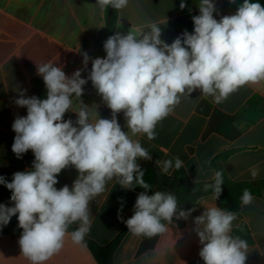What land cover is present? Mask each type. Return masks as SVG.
I'll list each match as a JSON object with an SVG mask.
<instances>
[{"label":"clouds","instance_id":"9594fccd","mask_svg":"<svg viewBox=\"0 0 264 264\" xmlns=\"http://www.w3.org/2000/svg\"><path fill=\"white\" fill-rule=\"evenodd\" d=\"M128 2L96 0V5L117 11ZM185 7L181 0L180 8ZM198 8L199 15L192 17L193 33L185 30L171 44L161 39L159 25L150 23L147 30L130 29L127 34L109 36L103 45L105 58L92 59L82 53L84 68L70 77L52 63L37 66L46 98H25L21 92L15 104L26 107L27 116L17 117L12 124L16 133L12 151L20 158L32 150L33 169L14 173L11 182L0 176V184L11 190L14 202L13 207L0 204V227L17 216L18 227L23 229L18 243L30 264H45L59 254L67 236L74 244L86 246L84 238L92 223L90 202L105 191L108 181L116 179L124 189H151L137 161H151L152 156L133 137L145 134L149 140L155 139L157 124L182 98L199 90L220 104L241 86L264 80V5L243 0L235 14L219 20L213 15V0H200ZM116 26H121L120 20ZM90 59L92 67L85 79L81 73ZM89 80L111 110V119L93 120L81 101L80 109L74 111L76 121L64 120L72 109L73 95L79 99ZM121 112L127 131L117 119ZM155 163L164 174L184 165L179 157L174 158V164L172 159ZM69 166L75 167L77 178L71 187L57 189L58 175ZM250 171L255 180L258 167ZM212 181L205 183L203 190L211 189L212 198L218 200L223 172L215 171ZM253 199L250 190L244 189L242 204L247 206ZM194 210H179L172 193L148 195L145 191L137 196L134 214L123 222L133 235L152 238L166 233L174 217L187 220ZM121 211L118 219L123 220ZM234 220L236 213L215 206L195 217L204 264H245L248 244L231 234ZM73 224L79 226L69 233Z\"/></svg>","mask_w":264,"mask_h":264},{"label":"crops","instance_id":"0c3cea01","mask_svg":"<svg viewBox=\"0 0 264 264\" xmlns=\"http://www.w3.org/2000/svg\"><path fill=\"white\" fill-rule=\"evenodd\" d=\"M129 0L128 6L117 10L113 34H127L131 29L147 30L146 25L156 23L161 29V39L171 44L186 30L194 31L192 17L199 15L200 0ZM220 17L233 15L238 10L235 0H213ZM109 8L101 10L96 0H0V176L11 182L13 174L33 169L35 160L32 150L17 158L12 151L16 133L12 124L17 117H26L27 108L15 104L21 92L25 98L34 96L30 81L37 76V66L52 63L61 67L67 76L83 69V55L90 58L101 56L106 41ZM120 20V27L117 22ZM106 57V56H105ZM92 65L91 59L87 68ZM85 71V70H84ZM81 74H83V72ZM78 99L72 97V109L65 113L64 120L77 119L78 111L88 106L91 118L111 119V110L93 87L83 88ZM26 90V91H25ZM216 113L234 119L238 135L226 138L216 131L208 132V126ZM122 130L127 131L123 112L117 114ZM75 126V125H74ZM156 138L149 140L145 134L139 140L157 160L179 157L184 165L187 181L191 184L211 183L215 171L214 159L222 153L231 152L223 163L233 182L257 184L264 181V80L241 86L220 104L212 97L203 96L199 90L184 97L165 119L156 126ZM146 160H138L139 164ZM253 166L258 167V176L251 177ZM159 168V167H158ZM160 170V168H159ZM177 170L168 174L160 170L156 191L172 193L171 188ZM78 172L69 166L58 175L57 189L72 186ZM197 181L196 183L194 181ZM140 193L135 189L122 188L116 179L108 181L103 193L90 202L91 228L86 235L101 246L112 242L126 227V221L134 213V205ZM12 195L4 184H0V204L13 207ZM249 205H241L233 222L232 233L245 223L252 237L248 245L245 264H264V189L261 196H253ZM179 204V210H190L187 220L173 218L166 233L159 235L154 248L140 251L142 237L126 232L113 255L114 264H204L199 256L202 245L195 229V217L206 208L217 207L212 194L198 199L194 204ZM122 208L118 219V210ZM72 226L78 227V224ZM23 229L18 227L17 216L0 227V264H30L22 254L19 238ZM70 233V232H69ZM231 233V234H232ZM246 239V238H244ZM45 264H98L87 246L76 245L71 237L59 254Z\"/></svg>","mask_w":264,"mask_h":264},{"label":"trees","instance_id":"16d2710c","mask_svg":"<svg viewBox=\"0 0 264 264\" xmlns=\"http://www.w3.org/2000/svg\"><path fill=\"white\" fill-rule=\"evenodd\" d=\"M238 6L243 3V0H236ZM252 2H259L264 5V0H252ZM115 13L116 10L109 7V16L107 21V30H106V40L109 36L113 34V27L115 21ZM214 18L219 20L221 17L218 13L214 12ZM105 58V57H99ZM31 90L37 98L45 99L46 98V87L43 81V78L40 75L33 77L30 81ZM86 89H92V82L89 80L86 86H83ZM74 96V95H73ZM216 131L217 133L225 136L226 138H235L238 135V131L234 126V119L230 116H226L224 114L216 113L208 126V132ZM231 152H225L217 156L212 165L215 166L218 171L223 172L224 184H222V193L218 200H216L217 207L232 211L238 212L241 208V196L243 195L244 189H249L252 196H261L262 190L264 189V181L259 182L257 184L246 183V182H233L230 180L226 173V169L224 166L225 160L228 158ZM142 169L144 170V177L146 183L151 186V189L145 190L139 186H136L134 189L139 193L147 191L148 195L154 194L156 192V185L160 178V170L159 168L152 162L144 161L140 164ZM212 183V182H211ZM205 184V183H204ZM204 184H191L187 181L186 173L183 169H179L175 172L173 183L171 188L176 189V197L178 202L192 205L198 199L203 196L212 194L211 189L208 191L203 190ZM134 214V213H133ZM167 223V222H165ZM77 227L70 226L69 232L76 230ZM128 232L127 226L123 230V232L118 235L112 242L105 246H101L89 239L87 236L84 238V244L88 247L93 257L97 261L98 264H114L113 263V255L115 250L118 248L124 234ZM232 235L234 237H240L245 240L248 245L252 244V237L250 235L249 229L245 223H242L235 231H233ZM142 237V244L140 247V251H147L149 249L154 248L156 242L158 240V236L147 238ZM246 238V239H244Z\"/></svg>","mask_w":264,"mask_h":264},{"label":"water","instance_id":"95a60500","mask_svg":"<svg viewBox=\"0 0 264 264\" xmlns=\"http://www.w3.org/2000/svg\"><path fill=\"white\" fill-rule=\"evenodd\" d=\"M106 56V51H105V49L104 50H102V52H101V57H105ZM91 67H92V65L90 66V67H88L84 72H83V74H81V76H82V78H85V79H87V77H88V75H89V73H90V71H91ZM89 82V81H88ZM87 84H85L84 86H86Z\"/></svg>","mask_w":264,"mask_h":264}]
</instances>
